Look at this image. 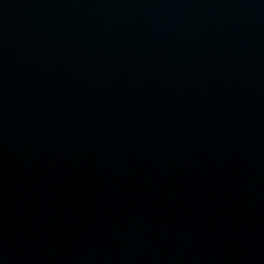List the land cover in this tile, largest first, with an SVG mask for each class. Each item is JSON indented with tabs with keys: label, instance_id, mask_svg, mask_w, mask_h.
Instances as JSON below:
<instances>
[{
	"label": "water",
	"instance_id": "obj_1",
	"mask_svg": "<svg viewBox=\"0 0 264 264\" xmlns=\"http://www.w3.org/2000/svg\"><path fill=\"white\" fill-rule=\"evenodd\" d=\"M0 264H264V0H0Z\"/></svg>",
	"mask_w": 264,
	"mask_h": 264
}]
</instances>
